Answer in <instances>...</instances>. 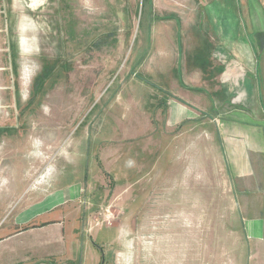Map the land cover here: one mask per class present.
<instances>
[{"label":"rangeland","instance_id":"1","mask_svg":"<svg viewBox=\"0 0 264 264\" xmlns=\"http://www.w3.org/2000/svg\"><path fill=\"white\" fill-rule=\"evenodd\" d=\"M58 175L38 264H264V0H0V235Z\"/></svg>","mask_w":264,"mask_h":264},{"label":"crops","instance_id":"2","mask_svg":"<svg viewBox=\"0 0 264 264\" xmlns=\"http://www.w3.org/2000/svg\"><path fill=\"white\" fill-rule=\"evenodd\" d=\"M194 16L193 14L191 15V17ZM189 36H187L188 45L196 47L205 46L204 34L197 33L196 35L190 34ZM210 37L209 39L213 44H210L212 51L211 56L215 58L214 50L217 40L215 36L211 35ZM174 41L176 45L177 36ZM235 43L239 44V46L235 45V50L233 49L235 53L241 50L243 51V55L248 54L243 48L242 39H237ZM189 53L191 57L193 53ZM211 63L213 67H215V62L212 61ZM249 134L250 131H248L247 139L250 138L252 144H254L253 137H249ZM254 134L257 139V132H254ZM251 135L253 136V132ZM256 139L255 145L252 146L258 151V139ZM261 152V154H263V150ZM234 169L237 171L236 168ZM79 184L80 182L76 176L68 181L67 179H62L61 176L58 175L53 178L50 191L48 190L49 193L46 196L41 199L32 200L28 204L22 206L20 211L17 210L18 212H15L18 214L17 216L15 215L13 225L6 228L7 230L0 235V264H38L46 260L58 261L61 256L69 257L72 253V247H75L76 254H78V245H76L77 239L73 238L74 233H70L69 231V229L73 231L71 227H76V225H69L67 229L66 223L61 221L64 212L61 210V207L65 205V199L78 200L82 197ZM11 208V206L4 207L1 213L6 214ZM3 226L4 224L2 227ZM89 241L90 248H93L92 240Z\"/></svg>","mask_w":264,"mask_h":264},{"label":"bare ground","instance_id":"3","mask_svg":"<svg viewBox=\"0 0 264 264\" xmlns=\"http://www.w3.org/2000/svg\"><path fill=\"white\" fill-rule=\"evenodd\" d=\"M234 68V67H233ZM233 70V69H232Z\"/></svg>","mask_w":264,"mask_h":264}]
</instances>
